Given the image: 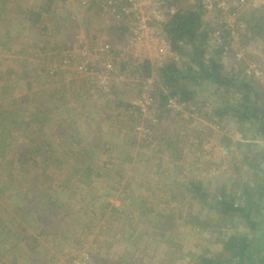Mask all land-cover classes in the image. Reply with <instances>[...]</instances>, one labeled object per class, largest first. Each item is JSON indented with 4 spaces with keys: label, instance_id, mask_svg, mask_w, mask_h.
<instances>
[{
    "label": "rangeland",
    "instance_id": "1",
    "mask_svg": "<svg viewBox=\"0 0 264 264\" xmlns=\"http://www.w3.org/2000/svg\"><path fill=\"white\" fill-rule=\"evenodd\" d=\"M262 1L253 10L264 19ZM46 2L0 0V264H194L193 255L220 250L224 235L246 231L237 219L230 227L185 187L187 179L210 190L239 181L236 120L227 117L221 127L208 128L202 142L186 132L174 137V129L199 124L196 119L169 117L162 109L124 119L118 98L108 99L112 93L90 82L88 93L78 53L65 63L61 47L64 40L74 48L108 41L115 59L123 36L107 27L106 4L100 17L92 8L96 0ZM35 13L41 18L33 23L27 15L34 20ZM247 48L264 69V43ZM120 71L110 70L108 83L115 92L112 84L123 81L121 100L133 102L141 91L134 80H119ZM202 91L212 108L235 97ZM96 102L119 115L113 126L96 114ZM245 128L250 138L257 135L254 127ZM258 257L264 262V255Z\"/></svg>",
    "mask_w": 264,
    "mask_h": 264
},
{
    "label": "trees",
    "instance_id": "2",
    "mask_svg": "<svg viewBox=\"0 0 264 264\" xmlns=\"http://www.w3.org/2000/svg\"><path fill=\"white\" fill-rule=\"evenodd\" d=\"M52 2H54V0H47L46 5L50 6L51 4L49 3ZM35 17L36 19L32 20L30 15H27V18L33 23H36V21L41 18V15L35 13ZM245 21L248 23L247 34L249 36L257 35L264 41V19L256 18L254 21H252V19ZM113 27L117 28L120 35L123 36L119 39L123 40L121 44H124L127 38L126 36L128 35V27L123 25H116ZM163 28L171 43L172 49L179 55V60L176 62L174 59L170 58L159 67L151 65V62L146 60L139 65H134L135 72L142 77L156 75L167 94L175 95L186 103L194 100L195 90L200 88L199 86L203 81L215 84L214 93L219 88H221L225 94L234 92L235 101L230 103L232 105H229L227 102L226 104L222 102V108L215 110V114L234 118L238 127L240 124L241 128L245 125L249 126V128L257 126L255 131L257 135L264 140V81L255 80L246 75L244 73V68L223 73L221 49L214 51L208 57L205 56L207 31L206 27H203L200 11L189 10L187 8L182 9L181 12L173 14L165 22ZM94 36L95 35H93V39L99 37L96 35L94 38ZM245 38L247 40L246 35L242 38L239 45L242 51V57L238 58L234 54H232L233 56L231 57L229 56V58L232 59L230 62L233 63L235 68H239V64H245L249 60H254V57H251V52L246 48ZM85 43L89 44V46L93 44L87 41ZM96 44V47L101 45V43L98 44V42ZM103 44L109 47L112 46V43L108 41L102 43V45ZM61 47L63 52L73 49L72 43H69L67 40H64ZM229 55H231V53H229ZM77 57L74 58L76 59V63H79L80 55ZM180 63H182V67L179 66ZM125 68V65L120 66L121 71H125ZM89 81V78L86 77L85 82L88 83L86 88L88 93H90L89 88L91 87L89 86ZM122 82L123 81L112 84L116 90L115 92L113 91V93H115V95H113L115 97L114 99L117 97V100H119L117 102L118 111L129 110L130 108L128 107L131 106V104L123 102V100H121L122 97L119 95L123 89L121 86ZM156 96H158L160 100V105L163 104L166 96L162 89L159 90ZM37 120L41 119L39 118ZM12 122L14 125L13 127H15V120H12ZM22 125L24 126L20 128L24 129L28 126V123L25 121ZM237 147H239V143H237ZM21 156L22 154L18 156L20 162H22V159H20ZM248 164L252 165L249 162ZM185 187L203 206L215 212L217 216L226 221L230 227L235 226V219L239 220L240 218L248 222L246 231L238 230L224 235L220 250L216 252H207V250H205L196 256L193 255L194 264H264V262L259 259L260 257H258L264 255V219H261V224H256V222L253 221V217L257 216V213H260L263 208L261 209L259 205L256 204V201H253V197L252 199L248 198L250 187L247 186V188L242 189L239 193V181L237 182L234 179H232L228 187L227 184L223 183L213 190L203 189V185L199 179H187ZM257 195L258 198L264 197V185L257 191ZM241 196H244V198L242 197L243 201H245L244 204H240L239 202ZM157 226L158 225H156V228H161ZM156 228L152 227L151 231L153 230V232H156ZM160 231H158L160 235H163V231L165 230L161 229ZM129 264H131V262Z\"/></svg>",
    "mask_w": 264,
    "mask_h": 264
},
{
    "label": "built area",
    "instance_id": "3",
    "mask_svg": "<svg viewBox=\"0 0 264 264\" xmlns=\"http://www.w3.org/2000/svg\"><path fill=\"white\" fill-rule=\"evenodd\" d=\"M262 0H106V10L111 16L113 25L128 27L126 41L116 51V57H109L114 50L107 45L98 47L89 46L85 42L81 47L64 52L65 63L76 52L80 55L79 70L89 78V82L105 95L111 94V82L108 83V72L115 67L120 70L125 65V71H120L119 80L135 81L141 93L132 102L134 112L140 117L152 114L151 109H160L158 103L159 90L165 93L164 109L173 115L187 117L195 115L196 105H189L175 95L167 94L162 88L161 81L156 75L142 77L134 70V65H139L146 60L151 65L159 67L166 60H179V55L172 49L163 25L175 13L182 9L200 11L203 27H206L207 40L205 43V56L221 49L222 62L229 53L242 57V51L237 45L247 34V21L240 18L244 7L250 10L258 9L257 5ZM263 2V1H262ZM255 9V10H257ZM92 47V48H90ZM95 57V59L93 58ZM244 73L255 80L264 81L263 66L258 60H249L245 64ZM131 71H134L130 74ZM96 72V73H95ZM94 74V75H93ZM129 74L132 76L129 78ZM133 81V82H134ZM264 87V84H263ZM155 91V95L152 96ZM264 109V104H263ZM155 117V116H154ZM152 118L155 119V118ZM148 126V125H145ZM149 128V127H148ZM217 128V127H216Z\"/></svg>",
    "mask_w": 264,
    "mask_h": 264
},
{
    "label": "crops",
    "instance_id": "4",
    "mask_svg": "<svg viewBox=\"0 0 264 264\" xmlns=\"http://www.w3.org/2000/svg\"><path fill=\"white\" fill-rule=\"evenodd\" d=\"M96 2H97V6L93 4L94 7H92V8L94 9V11L99 10L100 17H104V13H103L104 11H105L106 15L109 14L108 11L106 10V8H104V11L102 10V12H101V9L106 4V0H96ZM38 9L40 10V8H38ZM94 11H92V12H94ZM253 17H255V18H253ZM240 18L243 20H248V19L250 20V18H251L252 21H254L256 18L258 19V18H262V17L259 15L257 16L255 14V11L253 12L252 10H250L249 7H244L243 10L241 11ZM109 22L110 23L107 26L108 28H110L111 26H114L112 20H109ZM248 38H249V40H248ZM245 40H246V38H245ZM255 42L264 43L262 38L257 36V35L247 36L246 48H247V43H250V44L252 43V45H253ZM247 49L249 50V48H247ZM250 49H251V47H250ZM261 51L264 54V49H261L260 53H261ZM260 53H258V55ZM256 55L257 54H254V57H256ZM227 59L230 61L232 60L229 58H227ZM259 59H262V58H259ZM225 61L223 60V73L231 72V71H234L235 69L240 70L243 68V67L242 68H238V67L235 68V66L233 65L232 62H230V61L225 62ZM231 67H232V70H231ZM13 73H14V71H13ZM66 81L69 82L68 79ZM76 84H78V83L76 82ZM214 85L215 84H213L211 82L203 81L199 86L200 88L195 90L196 92H195L194 100L188 102L187 104L196 105V107H197V110H195L196 114L195 115H192V114L187 115V117H182V116L178 115V117H180L181 120L187 119L184 121H190L192 119H196L199 124H197L195 121L187 122V124L185 122V125L182 128L178 127L179 130L174 129L175 130V134H174L175 138L180 137V132H184V133L186 132L187 136L188 135H190L192 137L198 136L199 138H201L202 142H204V140H206L208 138V134H209L208 128H213V127L219 128V127H221V124H222L221 122L227 117L224 115L218 116L215 114L214 111L222 108V106H223L222 102H224V101L217 102L216 106L214 105V107L212 108L211 105H208L209 103H211V101L208 100L207 98H204L205 96H202L204 94V92L202 91V87L203 88L207 87L208 90H210L211 88H212V90H214V88H215ZM221 92H223V90L221 88H219L216 90V92L214 94H218ZM113 95H114V93L112 92L111 97H109L108 99L115 100V99H113V98H115ZM239 98H240V94H239ZM128 99L127 100L123 99V102L131 104L132 102ZM234 101H235V99H233V102ZM233 102H230V103H233ZM158 103H160V100H158ZM230 103H229V105H232ZM224 104H226V102H224ZM94 106L98 109V111H97V113L94 110L93 111L96 114H98V112L101 113L102 121L104 120L105 117L108 118L107 121L105 122V125H107L108 127L113 126L115 121L112 120V117H116L119 115H117L115 113H111V112L110 113L105 112L103 110L104 109L103 104L100 102H96ZM131 106H132V104H131ZM131 106H129L128 108H132ZM78 107H79V105L77 106V108ZM161 109L164 112H166V114L169 117L175 116V115L167 112L164 109V103L161 104ZM128 112L130 113L129 110H126V111L123 110L122 111V113L124 114V116H123L124 119H125V117L129 118V116L133 115V113H134V111H133L132 114L127 115ZM157 117L160 118V115H158ZM228 117H230V116H228ZM219 120H220V123H219ZM111 122H113V125H110ZM126 122H128V121H126ZM120 124H124V123H120ZM188 124H192L195 129H191L190 127H186ZM245 127L249 128V126L245 125V126H243V128H244L243 129V128H241V125L239 124V193L241 192L242 189L247 188V186L250 187V192H248V198L252 199V197H253V201H256V204L259 205V207L261 209L263 208V210H261L260 213H257L258 214L257 216L253 217V221L256 222V224H261L262 223L261 219H264V197L258 198L257 191L260 189V187L262 185H264V153H263L264 140L262 139V137L259 136L260 137L259 140H261V141H257L256 138L258 137V135L252 136V138H250V136L247 135V128H245ZM256 127L257 126H254V129H256ZM159 130H161L160 127L159 128L155 127V133L154 134H157V133L161 134V131H159ZM189 142L191 144L196 145L195 139L189 138ZM247 161L249 163H251L252 165H249ZM223 164H225V163H223ZM222 168H224V166ZM242 197L244 198V196L240 197V201H239L240 204H244V202H245V201H243ZM247 224H248L247 221L239 218V225H247Z\"/></svg>",
    "mask_w": 264,
    "mask_h": 264
}]
</instances>
